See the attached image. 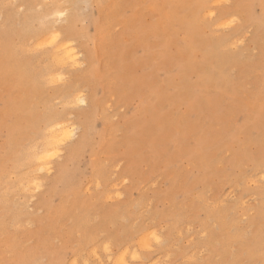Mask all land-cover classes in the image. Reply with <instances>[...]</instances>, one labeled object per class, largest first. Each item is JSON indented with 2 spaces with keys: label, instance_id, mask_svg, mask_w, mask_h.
Masks as SVG:
<instances>
[{
  "label": "rangeland",
  "instance_id": "obj_1",
  "mask_svg": "<svg viewBox=\"0 0 264 264\" xmlns=\"http://www.w3.org/2000/svg\"><path fill=\"white\" fill-rule=\"evenodd\" d=\"M61 1L0 0V264H264L262 0Z\"/></svg>",
  "mask_w": 264,
  "mask_h": 264
},
{
  "label": "bare ground",
  "instance_id": "obj_2",
  "mask_svg": "<svg viewBox=\"0 0 264 264\" xmlns=\"http://www.w3.org/2000/svg\"><path fill=\"white\" fill-rule=\"evenodd\" d=\"M49 1H53V0H49ZM59 1H61V0H59ZM63 1V0H62ZM61 1V2H62ZM241 2H242V0H239V2L236 4V6H235V9H234V11H236V12H238V11H241V10H245V7H243L242 6V4H241ZM262 2V1H261ZM52 3H54V2H51L50 3V5L51 6H55V7H57V9L59 8V5L58 6H56V4L54 5V4H52ZM56 3H57V0H56ZM60 2H58V4H59ZM61 4H63V3H61ZM47 5H49V4H47ZM66 5V4H65ZM62 6H64V5H62ZM67 7H68V5H66ZM55 7H53V8H55ZM60 7H61V5H60ZM69 8V7H68ZM68 8H66L65 7V10L66 9H68ZM200 8V7H199ZM202 8V7H201ZM51 9V8H50ZM56 9V8H55ZM53 10V9H52ZM52 10H48L49 12L51 11V12H53V15H54V17H55V19H56V22H57V20H59L60 22H65L63 19H65V17L66 16H68V14L65 16H61L59 13L61 12V11H63V10H60V8H59V10L58 11H52ZM50 12V13H51ZM63 12H66L67 13V10L66 11H63ZM49 13V14H50ZM52 14V13H51ZM50 14V15H51ZM53 15H52V17H53ZM46 17V16H45ZM53 17V18H54ZM231 17H233V14L231 13V12H224L222 15H221V18H224V19H227V18H231ZM67 18V17H66ZM73 18V17H72ZM52 19V18H51ZM68 19V18H67ZM63 20V21H62ZM69 20V19H68ZM68 20H66V22H68ZM70 20H71V18H70ZM69 20V21H70ZM231 22H233L232 20L231 21H228V23H231ZM53 23H55V22H53ZM69 23V22H68ZM70 23H72V22H70ZM227 23V24H228ZM56 24V23H55ZM226 24V23H225ZM226 24V25H227ZM224 25V24H223ZM67 27H71V26H69L68 24H67ZM66 27V28H67ZM66 31H68V33L70 32L69 30H68V28L67 29H65ZM60 32H61V29H55V27H54V29L52 30V29H50V31H48V32H46V33H44V38H39V39H42V40H44L45 38H47L48 39V42L47 41H43L42 42V40H41V42L43 43V45L45 46V44H49V45H51V44H55L52 48V52L50 53L51 54V59L53 60V62H51V64H53L54 63V65H57L58 66V69H59V66H63V65H66V64H68L69 62H73V63H75V59H77V57L75 58V56H77V55H74V54H76V53H72V51H74L75 49H74V47H73V49L71 50V48H72V46H70L71 44H70V42L71 41H69V39L68 38H64L63 39V41H61L62 39H60L59 41H58V39L61 37L60 35ZM71 33V32H70ZM69 33V34H70ZM72 34H73V32H72ZM45 36H48V37H45ZM66 37H68L67 35H66ZM70 37H72V36H70ZM61 38H63V37H61ZM256 39L257 40H262V41H264V16L261 18V20H260V22L258 23V25H257V32H256ZM42 43H40V44H42ZM45 43V44H44ZM219 44V43H218ZM217 44V45H218ZM262 44V43H261ZM48 45V46H49ZM73 45V44H72ZM216 45V44H215ZM216 45V46H217ZM213 46H214V44H213ZM212 45H211V47H213ZM216 46H214L213 48H215ZM49 48H50V46H49ZM261 48H263V50H264V44L262 45V47ZM215 50V49H214ZM214 50H212V51H210L211 53H213V54H211L210 52V54L211 55H214ZM76 52V51H75ZM217 54V53H216ZM215 54V55H216ZM219 54V53H218ZM264 54V53H263ZM211 55L209 56V58H211ZM222 56H224V55H222ZM226 57V56H225ZM218 58V57H217ZM224 59V61H225V58H223ZM75 60V61H74ZM215 61V60H214ZM218 61V60H217ZM223 61V60H222ZM223 61V62H224ZM228 61V58L226 59V62H224V65L226 64V63H228L227 62ZM219 64L221 65V61H220V59H219ZM50 63V62H49ZM71 63H69L70 64V66H71ZM215 63H213V65H214ZM73 65V64H72ZM74 65H76V63L74 64ZM219 65V66H220ZM259 65V64H258ZM66 66H68V65H66ZM218 66V65H217ZM256 67H258V66H256ZM51 68V67H50ZM62 68H64V66L62 67ZM217 68V67H216ZM60 69H61V67H60ZM255 69V68H254ZM54 70V69H53ZM57 70V69H56ZM56 70H54L55 72H56ZM255 71H257L256 69H255ZM257 76H258V73H257ZM259 77V76H258ZM259 79V78H258ZM264 79V78H263ZM262 80V79H261ZM76 93H78V92H75V94ZM80 93V92H79ZM79 93L78 94H76V95H74V97H75V100H77V101H79V102H84V100L82 99V97L81 96H79ZM51 119V118H50ZM67 120V119H66ZM64 123H66V124H64ZM67 123H69L68 122V120H67V122L66 121H61L60 119H54V120H52L48 125H47V129L46 130H48L47 131V136H45L46 138H45V142H42V144H41V146H44L43 148H44V150H46L47 148L49 149H51L52 150V147L56 144V141L58 140V136H59V139L61 138L60 137V134L62 135V140H63V138H65V141H66V138L67 139H70L71 137H73L74 135L73 134H70L69 132H67V128H69L70 127V125H68ZM71 128V127H70ZM69 128V129H70ZM45 133H46V131H45ZM69 134V135H68ZM60 141L61 140H59V141H57V142H59L58 144H61L60 143ZM63 142H64V140H63ZM44 143V144H43ZM58 144H56V145H58ZM57 147V146H56ZM42 148V147H41ZM47 149V150H48ZM44 150H41V149H39V152L40 151H42V153H43V151ZM46 150V151H47ZM50 150V151H51ZM55 150H57V148L55 149ZM52 151H54V148H53V150ZM58 151V150H57ZM48 152V151H47ZM45 153V155H47V154H50V152H48V153ZM58 152H61V150H59ZM55 153V152H54ZM39 154V153H38ZM37 154V155H38ZM40 154H41V152H40ZM44 154V153H43ZM32 155H34L35 157L34 158H36L34 161H35V166H36V170H37V172H39L38 170H40L41 171V169H43L42 167H41V164H42V161H41V155L38 157H36V155L35 154H32ZM51 155V154H50ZM48 156V155H47ZM58 156V155H57ZM33 157V156H32ZM51 157H55V156H49V157H47V159H51ZM32 160H33V158H32ZM46 161H48V160H46ZM43 162H45V160L43 161ZM47 163V162H46ZM44 164V163H43ZM48 164V166H49V162L47 163ZM45 165V164H44ZM43 166V165H42ZM37 167L39 168V169H37ZM45 168L44 169H46V165L44 166ZM49 168V167H48ZM44 169H43V171H44ZM50 169H47V171H49ZM36 172V171H35ZM34 172V173H35ZM36 172V173H37ZM65 174H66V170H65V167L62 165V166H60L59 167V169H58V175H59V179H63L64 178V176H65ZM31 178V177H30ZM35 178H33V180H34ZM25 179H23V181H24ZM26 182H28L29 183V181L27 180ZM25 182V183H26ZM34 182H36V180H34ZM28 183H26V184H28ZM37 184V183H36ZM35 184V185H36ZM39 186H40V184H39ZM38 186V187H39ZM104 249H107V247H105ZM122 261V260H121ZM120 261V262H121ZM119 262V261H118Z\"/></svg>",
  "mask_w": 264,
  "mask_h": 264
},
{
  "label": "snow or ice",
  "instance_id": "obj_3",
  "mask_svg": "<svg viewBox=\"0 0 264 264\" xmlns=\"http://www.w3.org/2000/svg\"><path fill=\"white\" fill-rule=\"evenodd\" d=\"M261 9L264 10V0H262V2H261ZM59 14H60L61 16H64V15H66L67 13L61 11Z\"/></svg>",
  "mask_w": 264,
  "mask_h": 264
}]
</instances>
